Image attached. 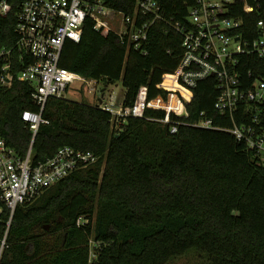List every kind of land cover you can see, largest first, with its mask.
I'll return each instance as SVG.
<instances>
[{"label": "trees", "instance_id": "trees-1", "mask_svg": "<svg viewBox=\"0 0 264 264\" xmlns=\"http://www.w3.org/2000/svg\"><path fill=\"white\" fill-rule=\"evenodd\" d=\"M133 14L136 0H105ZM15 11L22 0H13ZM170 21H185L193 0H160ZM262 15L254 14L256 22ZM14 17L5 20L2 43H11ZM181 35L158 21L142 55L111 32L102 35L89 20L82 39L65 43L60 66L106 86L122 81L125 105L141 86L149 99L168 92L157 85L181 59ZM243 70L264 73V59L253 55ZM215 80L200 81L187 106L188 118L176 134L147 118L166 112L147 110V118H127L115 129L110 113L92 104L50 98L33 139L27 110H38L32 88L16 78L0 87V138L21 157L33 141L34 161L71 146L92 151L99 160L17 208L3 264H167L195 249L208 264H264V166L233 134L191 124L231 122L215 109ZM172 118H176L172 115ZM9 211L0 226L3 236ZM79 219H82L78 225Z\"/></svg>", "mask_w": 264, "mask_h": 264}, {"label": "built area", "instance_id": "built-area-1", "mask_svg": "<svg viewBox=\"0 0 264 264\" xmlns=\"http://www.w3.org/2000/svg\"><path fill=\"white\" fill-rule=\"evenodd\" d=\"M254 14L262 15L257 22ZM14 17L11 43H2L5 20ZM102 35L113 32L123 43L142 55L149 53L150 31L165 21L181 35L180 62L174 72L163 75L157 88L168 92L149 99V87H140L132 105L105 102V90L92 104L112 116L119 129L127 118H147L146 111H165L155 120L170 126L176 134L188 118L187 106L194 89L213 78L217 98L215 109L232 124L214 126L204 118L191 125L227 131L242 142L264 166V73L243 70L251 55L264 59V0H193L185 21H170L160 0H136L133 14L109 6L105 0H22L15 11L13 0H0V87L10 88L16 78L32 88L31 97L38 110L27 109L22 119L30 124L35 138L50 98H65L72 88L97 91L98 80L86 78L60 66L65 43L82 39L87 21ZM174 115L176 118H172ZM99 157L92 151L71 146L60 148L46 160L34 161L33 141L21 157L0 138V226L9 211L4 235L0 234V264L9 247L8 236L18 207L39 199L47 190L78 170L95 165ZM82 219H79L80 225Z\"/></svg>", "mask_w": 264, "mask_h": 264}, {"label": "rangeland", "instance_id": "rangeland-1", "mask_svg": "<svg viewBox=\"0 0 264 264\" xmlns=\"http://www.w3.org/2000/svg\"><path fill=\"white\" fill-rule=\"evenodd\" d=\"M104 86L105 82L99 80V83L96 85L97 91L94 93H92L91 90L85 86L81 89L72 88L67 92L64 99L82 102L85 104H96L97 99L102 95V91L106 87ZM104 92L105 102L119 105L122 101H124L127 89L120 80L106 87ZM167 264H208V260L204 255L195 252V249H193L182 257L172 258Z\"/></svg>", "mask_w": 264, "mask_h": 264}, {"label": "crops", "instance_id": "crops-1", "mask_svg": "<svg viewBox=\"0 0 264 264\" xmlns=\"http://www.w3.org/2000/svg\"><path fill=\"white\" fill-rule=\"evenodd\" d=\"M105 86H106V85H105ZM105 86H104V87H105ZM106 87H108V86H106ZM122 102H123V101H122ZM122 102H121V103H122Z\"/></svg>", "mask_w": 264, "mask_h": 264}]
</instances>
